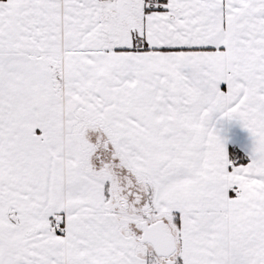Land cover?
<instances>
[{
  "label": "snow or ice",
  "instance_id": "1",
  "mask_svg": "<svg viewBox=\"0 0 264 264\" xmlns=\"http://www.w3.org/2000/svg\"><path fill=\"white\" fill-rule=\"evenodd\" d=\"M0 264H264V0H0Z\"/></svg>",
  "mask_w": 264,
  "mask_h": 264
}]
</instances>
